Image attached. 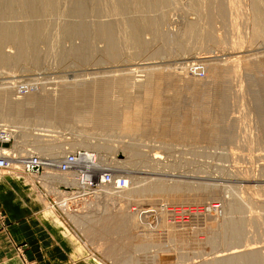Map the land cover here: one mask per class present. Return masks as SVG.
<instances>
[{"label": "rangeland", "instance_id": "obj_1", "mask_svg": "<svg viewBox=\"0 0 264 264\" xmlns=\"http://www.w3.org/2000/svg\"><path fill=\"white\" fill-rule=\"evenodd\" d=\"M260 1L201 0L198 11L196 0H166L165 4L151 0L154 12L149 10L147 15L159 19L160 32L155 34L150 27H145L142 38L146 45L141 51L134 44L118 49L111 41L105 23L110 17H103L100 12L115 15V0H61L47 12L46 20L44 17L24 19L25 23L31 20L34 23L37 19L35 22L45 20L48 24L49 38L43 39V29L35 43L39 63L20 60V47L15 43L4 44L2 52L12 60L7 65L0 63V91H9L15 98L33 88L41 91L48 86L51 92L45 105L49 101L52 117L50 122L38 121L27 113L15 120L0 119V160L12 158L9 171L0 169V179L18 180L21 169L18 161L23 155H40L49 164L41 174L49 167L56 168L66 154L89 152L90 158L94 155L92 162L84 158L74 166L75 174L65 186L69 192L67 206L69 211L82 215L78 223L81 226H75L81 229L84 226L85 234L95 243L91 247L105 253L103 257L100 252H92L93 249H89L92 253L83 251L82 245L73 249L69 240L53 229L58 240L70 249L72 257L77 256L84 264H93L88 259L99 261L98 257L108 258L100 260L103 262L100 264H204L205 260L207 263L216 257H226L230 251H223L224 255L221 250L234 247L246 254L255 251V264H264V91L248 75L244 63L252 61L255 69L264 72V3ZM130 2L134 4L133 0ZM254 2L255 8L258 6L263 13L261 22H256L258 11L254 9ZM218 3L226 10L222 17L216 14ZM129 16L137 14L129 13ZM233 18L236 21L231 22ZM22 19L20 22L24 23ZM62 20L65 21L62 24L76 25V34L61 37ZM234 25L240 26L235 29ZM188 26L193 28V33ZM238 46L243 49H238L230 58L228 51ZM116 49L118 57L112 56L116 55ZM232 57H236L237 64L239 61V73L234 78L227 70L233 63ZM147 73H157L158 79L148 89L144 104L140 100L138 77ZM128 76L134 77L136 86H129L132 89L128 88L125 96L115 97L116 107L110 111L112 108L108 106L109 113L104 111L102 115L105 118L101 115L103 119L95 118L85 103L83 113L74 121L68 122L61 115L63 109L55 101L60 92L58 85H63L62 89L74 84L80 86L83 82L85 89L96 84L100 77V80L104 77L112 80ZM213 90L220 97L215 104L211 99ZM233 92L235 95L231 96ZM35 101H30L33 103L28 110H36ZM141 110L145 118L133 126ZM215 115L219 116L217 130L221 133L214 124L210 127ZM4 131L12 133L10 140L5 139ZM107 175L120 184L126 181L123 186L126 189L112 186L116 187L115 191L121 189L123 195L103 192L98 187L101 177ZM80 176L87 177L89 184L81 186ZM138 185L155 189L148 194L137 188ZM51 197L61 198L54 193ZM34 203L44 227L52 226L39 204ZM209 223L216 224L209 227ZM217 223L219 230L216 231ZM224 223H240L242 229L237 239L221 245ZM52 232L45 233L48 243L54 241ZM176 232L178 238L174 239ZM150 236L156 240L154 237L148 240ZM144 242L146 245L142 247ZM21 249L20 244L17 250L24 264H37L27 250ZM218 254L219 258L215 256Z\"/></svg>", "mask_w": 264, "mask_h": 264}, {"label": "bare ground", "instance_id": "obj_2", "mask_svg": "<svg viewBox=\"0 0 264 264\" xmlns=\"http://www.w3.org/2000/svg\"><path fill=\"white\" fill-rule=\"evenodd\" d=\"M61 0H5L4 2L0 1V63L3 64V65H7L9 62V58L7 57V55H5L3 52H2V47L4 46V44L6 43H15L16 45H18L20 47V60H24V59H28L29 60H32L31 62H35V61H38L37 63H39V59H38V54L37 52L35 51V43L37 41H39V37L42 35L43 33V29L45 30V35L43 37L44 38H49V33L47 32L48 30V24L47 22L45 21L46 20V16H47V12H49V10H52L57 4H59ZM134 1V4H132L130 2V0H115V10H116V14L115 15H112L111 13L109 12H100V14H103V17L106 15L107 17L109 16L110 19L109 21H105V23L107 24V29H108V33L111 35V41L114 43V46L116 47H119L118 49H120V47L122 45H125V46H129V45H132L134 44L135 46H137L141 51L145 48V41L143 40L142 38V33H143V30H147V29H144L145 27H150V29L152 30V32H154L155 34H159V28H158V20L155 18V17H150L147 15V13L149 12V10H151L152 12L153 11V8L151 7L152 5L151 4V0H133ZM192 1H195V0H192ZM217 1V0H216ZM220 1V0H218ZM223 1V0H222ZM235 1V0H233ZM255 1V0H254ZM257 1V0H256ZM260 1V0H259ZM264 1V0H263ZM154 2V1H153ZM159 2H161L162 4L166 3V0H159ZM200 2L201 0H196L195 2V6L197 8V10H201V6H200ZM208 3L211 1H207ZM213 2V1H212ZM215 2V0H214ZM244 2V1H243ZM251 2V1H250ZM261 3H264L262 1H260ZM37 3H41L42 6L38 7L37 6ZM155 3H157L155 1ZM234 3V2H233ZM237 3V2H236ZM79 4V3H77ZM194 4V3H193ZM207 4V3H206ZM232 4V3H231ZM237 4H240V3H237ZM253 4V3H252ZM258 4V3H256ZM208 5V4H207ZM212 6V4H210ZM215 5V4H214ZM158 6V5H157ZM242 6V5H241ZM252 6V5H251ZM254 9H256L258 12H257V15H256V22H258V20L260 21V19L262 18L263 16V13L259 12L260 9L258 10V6L257 8H255V2H254ZM252 6V7H253ZM264 6V4H263ZM262 4H261V7H263ZM79 7V6H78ZM76 6V8H78ZM156 7V6H155ZM154 7V8H155ZM159 7V6H158ZM210 7V6H209ZM215 7V6H213ZM245 7V6H244ZM260 7V8H261ZM234 8V7H233ZM240 8V7H238ZM264 8V7H263ZM167 9V8H166ZM232 9V8H231ZM238 10V9H237ZM256 10H253L254 13H256L255 11ZM150 11V12H151ZM216 11V9L214 10ZM226 12L225 8L223 5L219 4L217 5V11H216V14L220 17H222V14H225L223 13ZM244 11V10H243ZM247 11V10H246ZM72 12V11H71ZM161 12V11H160ZM159 12V14H160ZM238 12V11H237ZM264 12V11H263ZM127 13V15H126ZM129 13H134V14H137L136 17H132L130 18L129 16ZM228 13V11H227ZM235 13V12H234ZM252 13V12H251ZM69 14V13H68ZM75 14V13H74ZM77 14V13H76ZM215 14V16H216ZM221 14V15H220ZM230 14V13H229ZM248 14V13H247ZM126 15V17H125ZM132 15V14H131ZM154 14H151V16H153ZM255 15V14H254ZM66 16V15H65ZM74 16V15H73ZM72 16V17H73ZM77 16V15H76ZM102 16V15H101ZM225 16V15H224ZM223 16V17H224ZM34 17H37V18H41V17H44L45 20H38L35 22V20L37 19H34V23H32V20ZM68 17V16H67ZM75 17V16H74ZM73 17V18H74ZM242 17V16H241ZM252 17V16H251ZM255 17V16H254ZM23 18V19H22ZM28 18H32L31 20V23L29 22H26L25 23V20L24 19H27ZM64 18V17H63ZM69 18V17H68ZM71 18V17H70ZM77 18V17H76ZM216 18V17H215ZM231 18V17H230ZM22 19V21H24V23L20 22V20ZM101 19H103L101 17ZM116 19V20H115ZM219 19V18H217ZM224 19V18H223ZM234 19V18H233ZM245 19V18H244ZM247 19V18H246ZM263 19V18H262ZM64 20V19H63ZM63 20L59 23V25L61 26ZM67 20V19H66ZM69 20V19H68ZM104 20V19H103ZM193 21V20H192ZM226 21V20H225ZM236 21L235 19L232 20L231 22H234ZM65 22V21H64ZM63 22V23H64ZM77 22V21H76ZM238 22V21H237ZM261 22V21H260ZM29 23V24H28ZM67 23V22H66ZM65 23V24H66ZM100 23V22H99ZM65 24H62L64 26H61V31H62V28H63V33L60 35L61 37L64 36V35H69V36H73L74 34H76V25L74 26H71L70 24L67 26ZM80 24V23H79ZM83 24V22H82ZM98 24V23H97ZM104 24V23H102ZM240 24V23H239ZM245 24V23H244ZM259 24V23H258ZM262 24V23H261ZM260 24V25H261ZM99 25V24H98ZM233 25V24H232ZM78 26V24H77ZM81 26V25H80ZM87 26V24H86ZM99 26H102V25H99ZM97 26L99 29L100 27ZM235 26V25H234ZM240 26V25H239ZM238 26V27H239ZM79 27V26H78ZM190 27V26H188ZM193 27V25H192ZM192 27H190L189 29H191ZM237 26H235V29L238 28ZM80 28V27H79ZM86 28V27H85ZM88 28V27H87ZM197 28V27H196ZM83 29V28H81ZM105 29V28H104ZM149 29V28H148ZM149 29V30H150ZM193 29V28H192ZM192 29L191 31L189 30V32H192ZM195 29V28H194ZM234 29V28H233ZM87 30V29H86ZM89 30V29H88ZM103 30V28H102ZM150 30V31H151ZM78 31V30H77ZM232 31V30H231ZM237 31V30H236ZM240 31V30H239ZM89 32V31H88ZM194 32V31H193ZM192 32V33H193ZM241 32V31H240ZM107 33V32H106ZM153 33V34H154ZM95 34V33H94ZM154 34V35H155ZM228 34V33H227ZM109 36V35H107ZM159 36V35H158ZM157 36V37H158ZM192 36V34L190 35ZM238 37V36H237ZM241 37V36H240ZM68 38V36L66 37ZM71 38V37H70ZM92 38L91 37V41H92ZM220 40V39H219ZM246 40V39H245ZM244 40V41H245ZM235 41V40H233ZM243 41V42H244ZM109 42V41H108ZM223 42V41H222ZM239 42V41H238ZM241 42V41H240ZM226 43V42H225ZM233 43V42H232ZM242 43V42H241ZM240 43V44H241ZM92 44V43H91ZM112 44V43H111ZM235 44V43H234ZM243 44V43H242ZM150 45V44H149ZM112 46V45H110ZM227 46V45H226ZM236 46V45H235ZM234 46V47H235ZM240 46V45H239ZM236 47V49H231L230 51H228V55L230 56L231 58V55H235L234 52L236 53V51L242 47ZM243 46V45H242ZM115 47L112 49H115ZM116 47V48H117ZM147 47V46H146ZM230 47V46H229ZM228 47V48H229ZM233 47V46H232ZM137 48V49H138ZM118 49H116V55H113L111 52L113 51V53H115L114 50H110L112 56L114 57H118L117 56V51ZM182 49V48H181ZM227 49V48H226ZM243 49V48H242ZM133 50V48H132ZM187 50V49H186ZM250 50V49H248ZM135 51V50H133ZM137 51V50H136ZM139 51V50H138ZM244 51V50H243ZM3 53V54H2ZM136 53V52H135ZM207 53V52H206ZM210 54V53H209ZM215 54V52H214ZM227 55V56H228ZM228 56V59H230ZM109 57V56H108ZM113 57V58H114ZM120 57V56H119ZM237 57V56H236ZM234 57V58H236ZM87 58V57H86ZM234 58L232 57V62L235 63V64H231L230 69H227L231 72L230 75H231V78H234L235 76L238 75V64H239V61H238V58L236 61H238V64L237 62L234 61ZM239 58H244L243 56L239 57ZM211 59V58H210ZM12 60V59H10ZM9 60V61H10ZM114 60V59H113ZM203 60V59H202ZM206 60V59H205ZM213 60V59H212ZM215 60V59H214ZM213 60V61H214ZM243 60V59H241ZM27 61V62H28ZM217 61V60H216ZM231 61V60H230ZM20 62V61H19ZM23 62V61H22ZM33 62V63H34ZM220 62V61H219ZM224 61H222L223 63ZM227 63V62H226ZM229 63V62H228ZM246 64V68H247V73L248 75H252L253 77V80L255 79L258 86L260 87V89L262 91H264V72L260 71V70H257L254 68L253 66V63L252 61H248V60H245L244 62ZM36 64V63H35ZM241 64V63H240ZM38 65V64H37ZM36 65V66H37ZM219 65V64H218ZM223 65V64H222ZM230 65V64H229ZM39 66V65H38ZM213 66V65H212ZM211 66V67H212ZM225 66V65H224ZM223 66V67H224ZM221 67V66H220ZM223 67L221 68L223 70ZM208 68V67H207ZM226 68V67H225ZM240 68V67H239ZM204 69V68H203ZM205 69H206V65H205ZM200 70V69H199ZM210 70V67L209 69H207V73H209L208 71ZM226 70V69H225ZM205 71V70H204ZM202 72V71H200ZM205 73V72H204ZM199 75V74H198ZM131 76V75H130ZM124 77V78H119V79H110L107 78V79H102L99 81H95V80H91L90 82L92 81H95L96 84H93V86L89 85L88 87L89 88H83V85L81 84H84L83 82L82 83H79L80 86H77V84H74L73 87H65V88H62L61 87L63 85H58L59 87V91L61 92H56V96H55V101L56 103L60 104L59 106L63 109L61 112H62V116H65V118L67 119L68 122L70 121H74V119H76V117L78 116V114L80 112H82L81 110H83V107L82 106H87L85 104H89L88 107H90L91 109V112L93 113V115H96L95 118H102L103 116V112L107 111L106 114L109 113V110L107 108L110 109V107L112 108L110 111H112L114 109V107H116V105L114 104V100L116 99L115 97H123L125 96V94H127V89L129 88V86H136L135 84V81H134V77ZM197 76V75H196ZM195 76V77H196ZM84 78V77H83ZM139 86H140V89L139 91L142 93V96H141V102L142 103H146V94L148 92V89L151 87V85L154 83V81L156 79H158V74L157 73H147L145 75H140L139 77ZM238 78V77H237ZM90 80V79H89ZM72 81V80H71ZM70 81V82H71ZM233 81V79H232ZM231 81V82H232ZM60 82V81H59ZM58 82V83H59ZM89 82V81H88ZM87 82V83H88ZM233 83V82H232ZM231 83V84H232ZM50 84V83H49ZM60 84V83H59ZM63 84V83H62ZM71 84V83H70ZM86 85V84H84ZM57 86V84H56ZM65 86V85H64ZM72 86V85H71ZM237 86V85H236ZM33 87V86H32ZM48 87V86H47ZM45 87V89L47 88ZM41 88V87H40ZM30 89V88H29ZM35 88L31 89L28 93L23 94V96H19L17 95V97L13 98L11 97L10 95V92L9 91H4L2 92L3 90L0 91V119H19V118H22L23 116L27 115H32L33 119H36L38 121H49L51 119V115H52V112H50V108H48V104H49V101H48V104L47 106L45 105L48 97L50 95H47L51 92L50 88L48 87L46 90L44 88V90L41 89H38L37 91V88L36 90H34ZM132 89V87H131ZM129 88V90H131ZM233 89V88H232ZM259 89V88H258ZM16 90V89H14ZM62 90V91H61ZM28 91V90H27ZM242 91V90H241ZM246 91V90H245ZM8 92V93H7ZM18 92V91H17ZM42 92H44L42 94ZM127 92V93H126ZM40 93V95H39ZM86 94L87 96L85 97L83 94ZM125 93V94H124ZM234 93V92H233ZM264 93V92H263ZM19 94V93H17ZM42 94V95H41ZM124 94V95H123ZM218 92L216 93V90H213L212 91V95H211V99L213 101V103H217L218 100H219V96H218ZM229 94V93H228ZM231 94V93H230ZM244 94V92H243ZM246 94H247V91H246ZM232 95H235L234 94H231ZM248 95H251V94H248ZM12 96H15V95H12ZM48 96V97H47ZM230 96V95H229ZM228 96V97H229ZM230 96V97H231ZM247 97V95H246ZM85 98V99H84ZM235 98V97H234ZM240 98V97H239ZM238 98V99H239ZM34 99V105H35V109L34 111H31V110H28V107L32 104L30 103H33V102H30ZM233 99V97H232ZM85 100V101H84ZM231 100V99H229ZM234 100V99H233ZM251 100V99H250ZM211 101V102H212ZM240 101V100H239ZM248 101V100H247ZM233 102V101H232ZM231 102V103H232ZM244 102V101H243ZM85 103V104H84ZM212 103V104H213ZM188 104V103H187ZM186 104V105H187ZM190 105V104H189ZM110 106V107H108ZM234 108V107H233ZM232 108V109H233ZM239 108V107H238ZM89 109H87L88 111ZM90 111V110H89ZM242 112V111H241ZM51 113V114H50ZM83 113V112H82ZM104 113V115H106ZM218 114V112H216ZM233 113V112H232ZM113 114V113H112ZM215 114V112H214ZM213 114V115H214ZM236 114V112H235ZM80 115V114H79ZM102 116V117H99V116ZM239 115V114H238ZM106 117V116H105ZM103 117V118H105ZM110 117H111V114H110ZM216 117V115H215ZM219 116L217 115V117L215 118V120H213L212 118V124L210 125V127L213 125L214 128L217 130L218 129V125L219 123L217 124V118ZM102 118V119H103ZM109 118V116H108ZM138 122L136 124H134L133 126L137 125L138 123H141L143 122V119L145 118V113L143 110H141L139 113H138ZM243 118V117H242ZM94 119V118H93ZM96 120V119H95ZM105 120V119H104ZM107 120V119H106ZM51 121V120H50ZM49 121V122H50ZM236 121V120H235ZM242 120H240L241 122ZM89 123V121H88ZM238 124V123H237ZM212 126V128H213ZM239 126V125H238ZM92 127V126H91ZM20 128V127H19ZM209 128V127H208ZM23 129V128H21ZM213 129V131L215 130ZM20 130V129H19ZM208 130V129H207ZM79 131V130H78ZM209 131V130H208ZM219 131V130H217ZM215 131V132H217ZM249 131V130H248ZM16 132V131H15ZM213 132V133H215ZM220 132V131H219ZM208 133V132H207ZM221 133V132H220ZM12 133H8L6 132L5 134V139L6 140H10V136ZM210 134V133H209ZM208 134V135H209ZM8 138H6L7 136ZM207 135V136H208ZM211 135V134H210ZM186 136V135H185ZM215 135H213L214 137ZM218 136V135H217ZM206 137V136H205ZM212 137V135L210 136V138ZM219 137V136H218ZM209 138V137H208ZM76 153V152H74ZM33 154V153H32ZM32 154H28L26 156H20L19 158V163H20V171L18 173V180L20 182H22L24 185L28 186L29 190H30V193L32 196H34V201L39 204V207L41 209V212L42 214L49 220V222L52 224V227L54 229L57 230V232H59L62 236H64L66 238V240L68 241L69 243V246H71L73 249H75L74 247L76 245H82L83 247V251H88L89 252V249H93L92 252L94 253H101L100 256H103L102 254L105 253L102 251H97L96 249H94V247H91L92 245L95 246V243L89 238V236L87 234H85V228L83 226V228H78L76 226H81L79 225L78 223H80V219L82 218V215H80V213H76V212H73V211H69L68 209V204H67V201H68V198H67V195L69 194L68 191H66V187L68 185L67 182H69V180L72 178L73 174H75V170L73 169H67V170H61L59 169L58 167L56 168H53V167H49L46 171V173H43V174H37L35 173L34 171L32 170H29L27 169V165L26 163L24 162V158H27L29 156H32ZM263 154V153H262ZM68 154H66L64 157H62V159H65L66 156ZM87 155V156H86ZM90 155V153H82L81 155V159H80V162L82 159L86 158V160L89 159L88 162H92V160H94V155L93 158H90L88 157ZM33 156H38V155H33ZM40 156V155H39ZM11 159V160H10ZM263 159V158H262ZM10 160V161H9ZM6 161H7V166L6 167H0V169H4V170H7L9 171L10 168H11V162H12V158H6ZM58 161V160H56ZM261 162V161H260ZM263 163V162H262ZM240 171V170H239ZM236 172V171H235ZM42 175V176H41ZM71 177V178H70ZM84 179V178H83ZM56 184V186H53V184ZM64 183V186H62V184ZM81 183V186H84L85 184L87 183H83V182H79ZM125 183L126 181L124 182V184H120L118 182H116V185L117 186H120L122 187L121 189H126L123 188V186H125ZM113 185H115V182L114 181H110L108 183H98V187L100 186L102 189H103V192H107L108 191H113V194L116 195V194H121L123 195L124 193L121 191V189L119 191H115L114 189L116 187H112ZM129 186V185H128ZM129 188V187H128ZM130 188H133V184L130 186ZM136 188V187H134ZM139 189H141L142 192H145V193H148L150 194V192L152 190L155 189V187H146V186H141V185H138ZM117 190V189H116ZM135 191H137V189H134ZM149 190V192H148ZM173 192L175 193V189L173 190ZM56 194L57 196H61V198H58L57 200L56 199H52L51 195L52 194ZM68 193V194H67ZM73 200V199H72ZM89 204V203H88ZM224 206V205H223ZM239 206V205H238ZM237 206V207H238ZM127 218V217H126ZM126 220V219H125ZM125 220H121L123 221L126 225L127 223L125 222ZM131 218L128 219V224L130 222ZM127 221V220H126ZM122 222V223H123ZM134 221L132 219V222L131 224H133ZM216 224V223H215ZM214 223H209V227H211V225H215ZM218 224V223H217ZM76 225V226H75ZM122 226H125L123 224H121ZM226 224L224 223L223 224V227L225 226ZM130 226V224H129ZM191 226V225H190ZM219 226L216 225L215 227ZM226 226L229 228V229H225ZM225 228H223V232H220V239L222 243L221 245H225L223 244L224 243H230L231 241H234V239H237L238 237V234L240 233L242 227L240 225V223H228V225H226ZM189 227V225H188ZM192 227V226H191ZM213 226V228H215ZM222 228V225L220 226ZM126 228V227H125ZM128 228V227H127ZM187 227H185L186 229ZM218 228V227H217ZM111 230H113V228H110ZM225 229V230H224ZM211 230V229H210ZM215 230V229H214ZM213 230V231H214ZM219 230L216 229V231ZM215 231V232H216ZM214 234V233H213ZM160 235V234H159ZM158 235V237H159ZM157 236V234L155 235ZM212 236V234H211ZM154 236H150L148 240H150V238ZM210 237V235H209ZM155 238V237H154ZM177 239L178 238V232H176V234L174 235V239ZM158 239V238H157ZM233 239V240H232ZM147 240V242H148ZM156 240V238H155ZM145 241V240H144ZM217 242V241H216ZM146 242L142 243V247L145 244ZM219 243V242H218ZM250 244V243H249ZM249 244L247 245V247L249 246ZM251 246V244H250ZM244 247V246H243ZM180 248V247H179ZM240 249V248H238ZM237 248H228V249H223L221 250V252L223 253V251H230V253L228 252V254L226 253H223L224 255L226 254V257L224 258H220V259H217V257H213L215 258V260L213 259L212 262H204V264H255L256 263V256L254 253L255 251H252L249 253L247 252L246 253H241ZM242 249V248H241ZM245 249V247L243 248ZM242 249V250H243ZM248 249V248H247ZM241 250V251H242ZM246 250V249H245ZM92 252H89V253H92ZM217 254V253H215ZM220 254V253H219ZM218 255H215V256H218V258L220 256H222V254H220V256ZM105 255V254H104ZM214 255V254H213ZM228 255V256H227ZM176 256V255H174ZM104 257V256H103ZM106 258V257H105ZM174 258V257H172ZM108 258L104 259V258H99L98 257V260H95V261H90L88 259L89 262H92L93 264H96V263H103V262H100L101 261H106ZM211 260V259H210ZM190 264V263H189Z\"/></svg>", "mask_w": 264, "mask_h": 264}, {"label": "crops", "instance_id": "obj_3", "mask_svg": "<svg viewBox=\"0 0 264 264\" xmlns=\"http://www.w3.org/2000/svg\"><path fill=\"white\" fill-rule=\"evenodd\" d=\"M32 195L22 182L0 179V264H24L17 250L20 244L37 264H84L58 240L57 230L48 224L44 227ZM51 231L55 238L48 243L45 233L49 235Z\"/></svg>", "mask_w": 264, "mask_h": 264}, {"label": "built area", "instance_id": "obj_4", "mask_svg": "<svg viewBox=\"0 0 264 264\" xmlns=\"http://www.w3.org/2000/svg\"><path fill=\"white\" fill-rule=\"evenodd\" d=\"M4 134H6V131H4ZM81 155H82V152H79L78 154H76V153L68 154L66 156V158L62 160V162H59L57 167L58 168L60 167L59 169H61L62 171L67 170V169H73L75 165H79L80 159L82 158ZM23 160L27 165V169L32 170L39 175L49 165L40 156H33V154H32V156L24 158ZM7 165L8 164L6 163V161H4L2 159L0 160V167L1 166L6 167ZM79 180H80V182L87 183L85 185L89 184V182H87L89 180L87 177L80 176ZM110 181H114L115 185H116V181L114 180V178L111 175L102 176L100 179V183H108Z\"/></svg>", "mask_w": 264, "mask_h": 264}]
</instances>
